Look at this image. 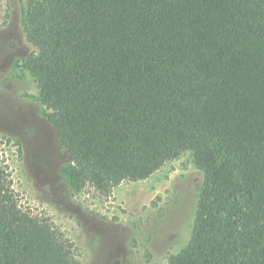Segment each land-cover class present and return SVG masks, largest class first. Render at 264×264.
Wrapping results in <instances>:
<instances>
[{
    "label": "trees",
    "instance_id": "obj_1",
    "mask_svg": "<svg viewBox=\"0 0 264 264\" xmlns=\"http://www.w3.org/2000/svg\"><path fill=\"white\" fill-rule=\"evenodd\" d=\"M21 59L70 154L69 188L110 195L188 151L202 172L165 264H264V0H25ZM0 139V264H80L13 187ZM18 148V143H15Z\"/></svg>",
    "mask_w": 264,
    "mask_h": 264
},
{
    "label": "rangeland",
    "instance_id": "obj_2",
    "mask_svg": "<svg viewBox=\"0 0 264 264\" xmlns=\"http://www.w3.org/2000/svg\"><path fill=\"white\" fill-rule=\"evenodd\" d=\"M25 0H0V139L22 203L48 214L76 243L80 264H165L188 241L202 172L185 151L148 177L124 180L110 195L74 193L58 144L21 59L33 50L21 25ZM18 143V148L15 145Z\"/></svg>",
    "mask_w": 264,
    "mask_h": 264
}]
</instances>
